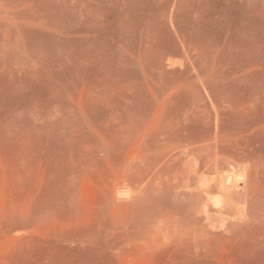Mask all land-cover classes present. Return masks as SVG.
Here are the masks:
<instances>
[{"label": "rangeland", "instance_id": "374dc122", "mask_svg": "<svg viewBox=\"0 0 264 264\" xmlns=\"http://www.w3.org/2000/svg\"><path fill=\"white\" fill-rule=\"evenodd\" d=\"M0 264H264V0H0Z\"/></svg>", "mask_w": 264, "mask_h": 264}, {"label": "bare ground", "instance_id": "6f19581e", "mask_svg": "<svg viewBox=\"0 0 264 264\" xmlns=\"http://www.w3.org/2000/svg\"><path fill=\"white\" fill-rule=\"evenodd\" d=\"M226 178V179H225ZM224 178V180L225 181H223V184H222V186H224V188H225V185H227V186H229L231 183H232V181H234V179H236L237 181L238 180H240V178H239V176L238 175H236V174H234V173H231V174H229L227 177H225ZM235 183H236V181H235ZM221 184V183H220ZM233 185V184H232ZM231 186V185H230ZM227 191H229V190H227Z\"/></svg>", "mask_w": 264, "mask_h": 264}]
</instances>
